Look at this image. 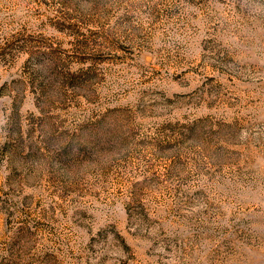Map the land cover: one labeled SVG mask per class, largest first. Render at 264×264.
<instances>
[{
	"label": "rangeland",
	"instance_id": "1",
	"mask_svg": "<svg viewBox=\"0 0 264 264\" xmlns=\"http://www.w3.org/2000/svg\"><path fill=\"white\" fill-rule=\"evenodd\" d=\"M0 264H264V0H0Z\"/></svg>",
	"mask_w": 264,
	"mask_h": 264
}]
</instances>
